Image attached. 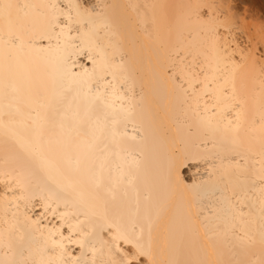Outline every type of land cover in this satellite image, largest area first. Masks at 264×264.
<instances>
[{
    "label": "bare ground",
    "instance_id": "6f19581e",
    "mask_svg": "<svg viewBox=\"0 0 264 264\" xmlns=\"http://www.w3.org/2000/svg\"><path fill=\"white\" fill-rule=\"evenodd\" d=\"M207 3L0 0V264H264V45Z\"/></svg>",
    "mask_w": 264,
    "mask_h": 264
},
{
    "label": "rangeland",
    "instance_id": "374dc122",
    "mask_svg": "<svg viewBox=\"0 0 264 264\" xmlns=\"http://www.w3.org/2000/svg\"><path fill=\"white\" fill-rule=\"evenodd\" d=\"M201 8L211 12L216 30L239 48L257 54L263 49L264 0H208Z\"/></svg>",
    "mask_w": 264,
    "mask_h": 264
}]
</instances>
